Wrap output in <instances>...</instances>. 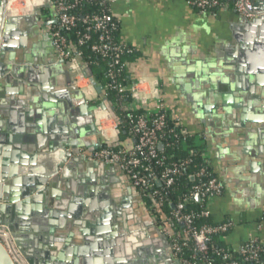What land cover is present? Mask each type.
<instances>
[{
    "label": "crops",
    "instance_id": "0c3cea01",
    "mask_svg": "<svg viewBox=\"0 0 264 264\" xmlns=\"http://www.w3.org/2000/svg\"><path fill=\"white\" fill-rule=\"evenodd\" d=\"M15 4L13 12L6 10V18L14 19L20 35L0 56V115L9 123L5 133L13 139L29 138L31 152L33 134L42 128L50 141L105 147L93 117L81 108L101 104L92 83L94 102L85 99L81 81L80 94L72 93V107L53 96L76 81L53 47L49 28L54 22L48 20L53 11L18 15ZM113 13L120 22V41L135 52L126 63L129 85L142 79L154 85L172 121L190 135H205L208 161L223 184L222 195L213 199L209 211L214 224L233 223L224 243L233 250L251 239L264 243V126L253 128L262 124L250 120L264 118L262 27L242 21L232 7L205 14L186 0H119ZM79 62L84 76L95 80L90 68ZM250 62L260 66L254 74L248 72ZM241 68L246 71L239 73ZM45 75L53 95L42 91ZM148 100V109L154 111L157 102ZM113 127L107 120L103 129L110 132ZM127 141L131 139L123 143ZM51 152L44 153L50 157ZM119 177L125 179L121 174L102 176L114 184L110 187L117 200L125 197ZM134 206L141 211L143 204Z\"/></svg>",
    "mask_w": 264,
    "mask_h": 264
},
{
    "label": "water",
    "instance_id": "95a60500",
    "mask_svg": "<svg viewBox=\"0 0 264 264\" xmlns=\"http://www.w3.org/2000/svg\"><path fill=\"white\" fill-rule=\"evenodd\" d=\"M257 2L264 9V0ZM6 5L7 0H0V56L9 51L11 39L20 35L14 19L5 17ZM40 9L36 7L34 14ZM251 25L261 26L264 32V18L251 21ZM255 64L250 62L249 74L260 67ZM242 71L246 70H238ZM42 79V91L53 95L46 75ZM91 83L100 93V108L120 123L115 107L103 94V87H97L94 79ZM79 92L74 81L68 90L53 96L72 107V93L79 95ZM81 108L93 117L97 129V107L90 109L85 104ZM250 120L262 124L252 125L253 128L264 126V118ZM6 124L9 125L0 115V226L8 228L28 264H182L173 256L168 238L154 224L147 208L143 205L141 212L134 206L144 203L141 195L125 179L121 182L120 177L117 181L122 183L125 197L115 199L116 193L110 187L114 184L102 176L107 173L117 178L118 174L123 176L121 170L79 155L81 149L92 153L103 145L79 147L67 141H50L42 128L33 134L31 152L29 138L9 137L5 133ZM135 143L131 139L120 146L132 149ZM45 150L52 151V156L47 157ZM0 264H13L1 244Z\"/></svg>",
    "mask_w": 264,
    "mask_h": 264
},
{
    "label": "built area",
    "instance_id": "2783aa9c",
    "mask_svg": "<svg viewBox=\"0 0 264 264\" xmlns=\"http://www.w3.org/2000/svg\"><path fill=\"white\" fill-rule=\"evenodd\" d=\"M26 1V0H25ZM119 0H41L40 4H33L28 9L24 4L23 11L27 14H34L36 7L46 8L53 11V16L48 20L52 23L49 34L60 61L76 77L77 84L82 82L80 90L85 99L94 102V88L81 69L79 60H83L81 48L88 45L92 53L101 57L108 63V83L103 87L105 98L110 93L115 94L113 106L125 118H127L128 134L130 139L136 143L132 149L120 146L119 149L107 145L92 153L83 149L79 155L87 158L90 162L105 163L117 166L127 183L136 189L143 197L151 202L146 208L154 224L168 238L175 259L182 264H217L215 258L221 257L224 264H264V243L256 239L243 244L239 249L233 250L218 249L212 245L211 235L230 232L233 228L231 221L217 223L215 225L197 224V220L211 218L209 207L214 198L222 195L223 184L213 173L210 163L206 160L200 168L191 173L193 158L190 150V157L170 162L168 156L162 151L167 134L168 120L170 119L167 110L162 103L159 89L148 86L144 79L133 85H125L122 79L126 71V62L122 60L125 53L133 50L124 43H117L114 39L115 33L119 30L120 22L113 13L114 4ZM187 3L205 14L216 15L219 10L225 7H232L242 21L250 22L255 19L264 18L262 3L257 0H186ZM9 0H7V3ZM84 4H93L96 10L86 13L79 11ZM41 10V9H40ZM71 36L75 39L72 40ZM149 87V88H147ZM149 89V90H148ZM148 99H155L157 102L155 110L148 109ZM95 121L97 129L103 135L106 144L118 139L121 133L120 123H116L108 112L95 104ZM143 111L141 114H137ZM102 119H100V117ZM109 120L113 129H103L104 123ZM121 120V119H120ZM175 126L181 127L178 123ZM103 129V130H102ZM173 132V131H171ZM188 132L184 129L183 137L178 135L176 144L190 148L187 141ZM195 140H205L204 134L190 135ZM163 145L161 149L160 146ZM190 145V146H189ZM207 152V151H206ZM188 174L191 180L190 187H184L183 194L172 198L170 193L176 185L177 179ZM161 183V186L158 185ZM175 195V194H174ZM200 200H197V197ZM199 205V211L192 208L193 202ZM169 204L171 213L164 218L163 222L155 215L161 208ZM0 244L6 250L13 264H28L17 249L11 233L5 226H0ZM191 251V255L185 253ZM223 264V263H221Z\"/></svg>",
    "mask_w": 264,
    "mask_h": 264
},
{
    "label": "trees",
    "instance_id": "16d2710c",
    "mask_svg": "<svg viewBox=\"0 0 264 264\" xmlns=\"http://www.w3.org/2000/svg\"><path fill=\"white\" fill-rule=\"evenodd\" d=\"M96 10L95 8H93V4H84L83 6L80 7L79 11L81 13H86V12H91ZM45 12L48 13L49 10L45 9ZM119 30H120V26H119ZM119 30L115 33L114 35V39L117 43H122L119 39ZM72 40H75L72 36H71ZM129 49H132V47L128 46ZM82 53H83V62L84 65L90 68L91 72L93 73V77L95 78L96 81L100 82L103 87H105L108 83V76H107V72H108V63L106 61H103L101 59V57L96 56L92 53L90 47L88 45L84 46L81 48ZM133 50V49H132ZM135 52L134 50L131 53H125V55H123L122 60L125 61L127 63V60L134 56ZM122 79H124L125 85H129L128 81H127V77H126V71L124 73V75L122 76ZM115 94L114 93H110L107 97V99L113 104V102L115 101ZM98 104H100V101L97 102ZM96 103V104H97ZM117 115L120 117L121 119V123H120V129H121V133L119 135V139L116 142L107 144L108 147H112L114 149H119L120 148V143L125 142L128 138H129V134H128V124H127V118H125L118 110L116 111ZM143 113V111H139L137 114H141ZM170 117V116H169ZM176 122L172 121L171 119L168 120V125H167V131L169 132L166 136V138L163 141V144L165 146V149L162 151V153L166 156H168V158L170 159V162H174L177 160H182V159H186L188 157H190V150L192 151V158H193V166L192 169L188 170V174L195 171L196 169L200 168L201 165L204 163V161L206 160V150H207V146H206V142L205 140H195L194 136H189L188 134L186 135L187 137V141L188 143L191 145L190 148H186L183 145L176 144V140H177V135L179 138L183 137L184 135V128L183 127H177L175 126ZM173 131V132H171ZM125 132V133H124ZM189 145V146H190ZM212 169V168H211ZM213 171V170H212ZM214 173V172H213ZM188 174L180 177L177 179L176 185L174 186V188L172 189L170 196L172 198H174L175 196H180L183 193L184 187L186 186L187 188L191 186V180L188 178ZM175 194V195H174ZM143 202L144 204L147 206L151 205V202L149 201L148 198L143 197ZM192 208L199 211V205L196 203V201L193 202L192 204ZM172 209L171 206L169 204L165 205L163 208H161L159 210L158 213H156V217L159 218L158 220L162 221L164 220V218L166 219L167 216H169V214L171 213ZM197 224H207V225H215L213 223L212 217L211 218H206V219H199L196 222ZM229 232H224V233H219V234H215V235H211V239H212V245L214 246V248L216 250L218 249H228V246L224 243L223 241V237H225ZM185 253L189 256L191 255V251L186 250ZM210 256L215 258V261L217 264H224V261L221 257L217 256V255H213L212 253H210ZM249 264H254V263H249Z\"/></svg>",
    "mask_w": 264,
    "mask_h": 264
},
{
    "label": "bare ground",
    "instance_id": "6f19581e",
    "mask_svg": "<svg viewBox=\"0 0 264 264\" xmlns=\"http://www.w3.org/2000/svg\"><path fill=\"white\" fill-rule=\"evenodd\" d=\"M17 1H21V0H9V2L7 3L6 5V8H5V14H6V10H7V13H11L13 12V5L17 2ZM34 2H36L37 4H40L41 0H26V3H27V7L28 9H31V6L33 4H35ZM36 5V4H35ZM14 11H16V13H18V10H15L14 8ZM6 17V16H5Z\"/></svg>",
    "mask_w": 264,
    "mask_h": 264
},
{
    "label": "rangeland",
    "instance_id": "374dc122",
    "mask_svg": "<svg viewBox=\"0 0 264 264\" xmlns=\"http://www.w3.org/2000/svg\"><path fill=\"white\" fill-rule=\"evenodd\" d=\"M26 3L25 0H21V1H17V3L15 5L18 6L17 10H18V15H24V11H23V7L24 4Z\"/></svg>",
    "mask_w": 264,
    "mask_h": 264
},
{
    "label": "flooded vegetation",
    "instance_id": "af4514ba",
    "mask_svg": "<svg viewBox=\"0 0 264 264\" xmlns=\"http://www.w3.org/2000/svg\"><path fill=\"white\" fill-rule=\"evenodd\" d=\"M143 205L146 207V205L143 203ZM141 209V208H140ZM141 212H142V209H141ZM149 213V212H148ZM142 215H144V213H142Z\"/></svg>",
    "mask_w": 264,
    "mask_h": 264
}]
</instances>
